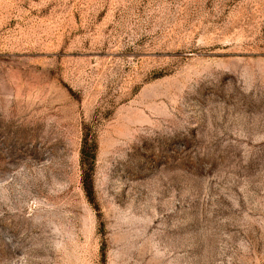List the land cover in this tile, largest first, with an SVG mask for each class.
Segmentation results:
<instances>
[{"label":"rangeland","instance_id":"rangeland-1","mask_svg":"<svg viewBox=\"0 0 264 264\" xmlns=\"http://www.w3.org/2000/svg\"><path fill=\"white\" fill-rule=\"evenodd\" d=\"M0 264H264V0H0Z\"/></svg>","mask_w":264,"mask_h":264},{"label":"trees","instance_id":"trees-1","mask_svg":"<svg viewBox=\"0 0 264 264\" xmlns=\"http://www.w3.org/2000/svg\"><path fill=\"white\" fill-rule=\"evenodd\" d=\"M96 157V143L90 131L83 128L79 150L82 187L87 196H92V174Z\"/></svg>","mask_w":264,"mask_h":264}]
</instances>
